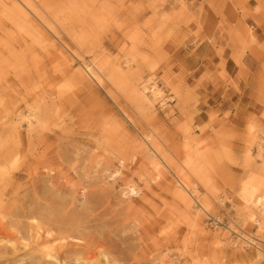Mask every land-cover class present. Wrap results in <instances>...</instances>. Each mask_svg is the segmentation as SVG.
Segmentation results:
<instances>
[{"label": "rangeland", "instance_id": "1", "mask_svg": "<svg viewBox=\"0 0 264 264\" xmlns=\"http://www.w3.org/2000/svg\"><path fill=\"white\" fill-rule=\"evenodd\" d=\"M245 2L0 0V264H264V208L248 207L264 197V42ZM203 12L236 60L261 51L238 122L202 120V86L168 72Z\"/></svg>", "mask_w": 264, "mask_h": 264}, {"label": "crops", "instance_id": "2", "mask_svg": "<svg viewBox=\"0 0 264 264\" xmlns=\"http://www.w3.org/2000/svg\"><path fill=\"white\" fill-rule=\"evenodd\" d=\"M196 0V6H198ZM246 9L249 14L244 21L254 28L253 34L258 43L264 42V0H246ZM260 5L261 10L254 8ZM204 11L207 6H203ZM212 14L201 13L200 22L203 29L196 34L197 25L191 24L185 30V40L168 61V72L171 76L183 79L191 84L202 86L200 97V118L206 120L210 112H217L221 118L229 113V120L238 122L240 117L252 111L254 103L252 89L253 74L259 68L260 59L257 44L247 45L240 61L234 53L240 51L241 44L231 42L227 35L221 36L213 31ZM262 21L261 26L254 22ZM210 36V37H208ZM224 74L222 75V73Z\"/></svg>", "mask_w": 264, "mask_h": 264}, {"label": "bare ground", "instance_id": "3", "mask_svg": "<svg viewBox=\"0 0 264 264\" xmlns=\"http://www.w3.org/2000/svg\"><path fill=\"white\" fill-rule=\"evenodd\" d=\"M21 3V2H20ZM22 4V3H21ZM18 10H20V12L26 17V13L23 11L24 9L22 7H17ZM151 88L153 89L154 86ZM151 89V90H152ZM155 94H159L160 93V90L158 89L157 91L154 92ZM32 114V113H31ZM32 115H30L31 117ZM21 118H23L22 116H20ZM20 117H18V119H21ZM26 118H28V116H26ZM40 119V118H39ZM31 120V119H30ZM33 120V119H32ZM37 121V120H36ZM28 122V121H27ZM30 122V121H29ZM36 123V122H35ZM115 173V172H114ZM84 190H85V187H82L81 190H79L81 192V194L84 193ZM128 193L130 194H135L137 191L135 190V188L130 185L128 186V190H127ZM182 194H184L185 196H188V194H186L185 192H181ZM196 192L193 190V192H191V194H195ZM196 206V205H195ZM256 206H262L264 208V197L263 198H259V199H249L248 200V207L251 208L250 210V213L253 214V210L252 208L253 207H256ZM255 220H258L257 218H255ZM40 228V227H39ZM47 232V231H46ZM47 233H45L46 235ZM49 236V235H47ZM36 239L39 241V245L40 247L47 253L49 254V252L52 250V248L50 247L49 245V240L46 236H43L41 233H39V231H36Z\"/></svg>", "mask_w": 264, "mask_h": 264}, {"label": "built area", "instance_id": "4", "mask_svg": "<svg viewBox=\"0 0 264 264\" xmlns=\"http://www.w3.org/2000/svg\"><path fill=\"white\" fill-rule=\"evenodd\" d=\"M151 83H152V82L149 83L148 87L153 86ZM110 171H111V170L108 171V176H109V172H110ZM209 218H210V219L212 218L213 221H215V224H216V221L220 222V220H216L214 217H209Z\"/></svg>", "mask_w": 264, "mask_h": 264}]
</instances>
